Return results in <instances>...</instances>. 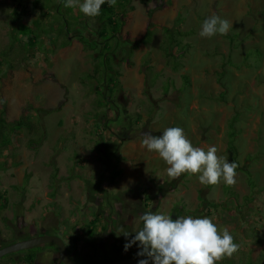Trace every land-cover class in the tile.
<instances>
[{
  "label": "rangeland",
  "instance_id": "374dc122",
  "mask_svg": "<svg viewBox=\"0 0 264 264\" xmlns=\"http://www.w3.org/2000/svg\"><path fill=\"white\" fill-rule=\"evenodd\" d=\"M126 1L131 8L121 33L108 42L121 88L105 90L112 102L94 107L102 99V81L98 73L90 80L83 72L92 71L101 45L89 47L97 40L96 17L71 10L75 23L66 45L68 36L63 39L57 24V30L38 34L21 61L15 46L2 51L11 1L0 0V94L7 100V119L26 114L31 128L29 135L23 127L15 131L3 149L0 191L8 203L0 210V238L10 242L30 232L54 234L68 244L73 261L89 263L135 255L138 244L127 251L124 245L142 228L140 217L146 212L173 219L190 215L208 217L219 230L227 228L239 245L238 252L217 264H264V0ZM212 14L232 27L227 35L201 38V24ZM160 24L173 32L169 50L176 55V70L163 59L166 33ZM181 43L189 47L176 54ZM168 127L182 128L193 146H216L217 155L236 162L235 186H204L188 174L170 179L158 154L141 146L145 134L159 136ZM231 129L234 156L227 144ZM112 147L118 160L104 162ZM115 162L121 173L101 194L95 184L109 188L107 175ZM96 206L112 223L101 232L100 217L99 231L86 240L84 224ZM52 246L43 244L34 264H60ZM24 255H3L0 264H26Z\"/></svg>",
  "mask_w": 264,
  "mask_h": 264
},
{
  "label": "clouds",
  "instance_id": "9594fccd",
  "mask_svg": "<svg viewBox=\"0 0 264 264\" xmlns=\"http://www.w3.org/2000/svg\"><path fill=\"white\" fill-rule=\"evenodd\" d=\"M115 7L117 0H66V8L78 9L89 18L101 14L102 5ZM232 24L212 14L204 19L199 35L212 38L227 35ZM141 146L155 152L168 166L167 176L178 179L182 174L196 175L204 186H217L223 182L232 187L237 183L236 162L217 155L218 148L195 147L180 127H168L162 135L145 134ZM142 228L124 245L127 251L138 244V264H217L231 258L239 251V245L227 228L219 230L208 217L181 216L173 219L163 213L146 212L140 217ZM125 237L129 234H124Z\"/></svg>",
  "mask_w": 264,
  "mask_h": 264
},
{
  "label": "trees",
  "instance_id": "16d2710c",
  "mask_svg": "<svg viewBox=\"0 0 264 264\" xmlns=\"http://www.w3.org/2000/svg\"><path fill=\"white\" fill-rule=\"evenodd\" d=\"M11 4L6 7L5 9V26H6V37H7V42L2 49V51L7 50V49H12L11 47L15 46V57L19 58L21 61L25 60L27 50L31 49L34 47V45L37 42L38 34L40 33H47L48 29H52L53 31L57 30L56 28H53L57 26V24L61 25L62 30V35L63 39L66 37V40L63 41L64 45H66V42L68 41L69 34L73 32V27L72 26V21L75 23L73 14H71V10H73L76 14L82 15L78 11V9H73V8H64V4L66 0H10ZM142 3H149L151 0H139ZM62 8V9H61ZM127 8H131V6L127 3L126 0H117V4L115 7H109L108 3L106 2L104 5H102L101 8V14L96 17V27L93 31V33L96 34V41L90 42L89 47H93L94 44L101 42V45L98 47V52L96 54L97 61L92 69L91 72H83L84 75L90 80H95L97 73L99 76L100 81H102V88L98 90H101L99 96L102 99H98L93 105L98 106V107H107L108 104H110V101L108 100V96L104 95V91H115L117 92L120 88V82H119V76L121 73H119L118 70L113 68V65L116 64L115 60V55L112 53V51L109 48L108 42L110 41L109 39L114 37H119V34L121 33L122 25L124 23L125 17L127 16ZM66 14H68V20H66L65 17ZM63 21V25L61 22ZM81 22V21H80ZM162 28H164V32L166 33L165 39L163 42V46H160L161 52L163 54V59L165 60L166 64H169L170 68L172 70H176L177 67L179 66L178 62L176 61V55L173 54L169 50V46L173 41L175 40L173 32H170V28L167 25L160 24ZM62 26H64L62 28ZM77 27V26H76ZM71 28V29H70ZM90 31V28H86ZM176 32L181 33V35H186L187 32H180L179 30H176ZM147 33V32H146ZM145 33V34H146ZM145 35H143L141 41ZM79 42L82 44L87 42V40L84 41V38H77ZM50 46H55L56 43L53 41H48ZM17 45V46H16ZM96 46V45H95ZM189 47L188 43H181V46L179 49V52L177 50L176 54H181L184 53ZM104 54V58L100 62V55ZM99 56V57H98ZM5 65L10 66L11 64L8 63V60L3 61ZM0 65H1V60H0ZM222 66V65H221ZM2 69H0V72ZM184 81H185V76H183ZM97 80V81H98ZM81 83H84L82 79H80ZM186 82V81H185ZM187 83V82H186ZM217 83H220L219 80L217 79ZM96 87V86H95ZM94 87V88H95ZM97 98V97H96ZM7 112H8V104L7 100L3 97L2 94H0V170L4 169L6 167V154L3 153V149L7 148V146L10 143V137L11 135L19 130L21 127L22 129L26 128L25 134L29 135L31 133V128L29 124L30 117L26 114L19 116L18 118L8 120L7 119ZM235 117H231L229 119V125H232L231 122H233ZM107 127V126H106ZM105 127V128H106ZM105 128H101V131L104 130ZM233 130L231 129L228 132V139H227V144L228 147L231 149L233 152L232 156L236 153V149L234 148V145H232V140H233V133H231ZM33 142V139L29 138L27 140V146L31 147V144ZM107 154V153H105ZM102 158L104 162H108L110 158L114 157V160L117 161L119 157H117V148L112 147V150L107 156ZM116 158V159H115ZM18 162L12 161L10 162V165H15ZM117 162L112 164L110 166L108 175H107V182L109 188H106L104 186H100L98 184H95V189H98V191L101 194H107L109 191L110 187L114 184L116 178L119 176L121 173V169L117 167L116 165ZM55 170L56 168L53 167L52 169V174L51 176L54 177L55 175ZM226 187V186H225ZM142 192V191H141ZM144 196V200H147L148 196L142 192ZM53 196V194H50ZM8 201L5 195L4 191H0V210L6 207ZM105 204V202H104ZM102 203L100 202V207ZM97 208V206H96ZM92 218L87 220L84 224V234L86 235V240L90 239L94 233L97 231V226L96 222L99 221V218L103 220V224L100 225V231L104 232L109 226V223L111 222V217H103L102 212L98 210L93 209L91 212ZM110 230V228L108 229ZM47 234V233H46ZM28 235H21L16 238H12L10 242H4L0 238V246H3L5 244L14 242L16 240H21L24 238H27ZM63 240V239H62ZM76 241V239H74ZM50 245H53L51 243H48ZM46 245V243L44 244ZM43 244L41 245L40 248L33 249L32 247L24 250H19L20 252L25 253L23 256V260L26 264H34L36 260V252L38 249H41ZM67 251H69L68 244L65 243ZM54 249H56L55 245L52 246ZM106 251L113 250V248H105ZM140 251L139 247L137 248V252ZM18 252V251H17ZM136 252V255H137ZM70 253V251H69ZM10 254V253H9ZM7 254V255H9ZM106 256V254H103ZM134 255V256H136ZM140 259H145V257L138 256ZM62 264V263H60ZM251 264V263H249Z\"/></svg>",
  "mask_w": 264,
  "mask_h": 264
},
{
  "label": "water",
  "instance_id": "95a60500",
  "mask_svg": "<svg viewBox=\"0 0 264 264\" xmlns=\"http://www.w3.org/2000/svg\"><path fill=\"white\" fill-rule=\"evenodd\" d=\"M45 243H51L55 245L58 260L62 264H138V261L140 260V258L136 256L102 259L89 263L75 262L70 258L64 241L59 236L54 234H39L0 246V257L12 252L28 249L30 247Z\"/></svg>",
  "mask_w": 264,
  "mask_h": 264
},
{
  "label": "flooded vegetation",
  "instance_id": "af4514ba",
  "mask_svg": "<svg viewBox=\"0 0 264 264\" xmlns=\"http://www.w3.org/2000/svg\"><path fill=\"white\" fill-rule=\"evenodd\" d=\"M39 234H43V233H29V235L27 236V237H31V236H35V235H39ZM136 255V254H135ZM137 256V255H136ZM136 256H134V255H129V256H126V257H136ZM138 257V256H137Z\"/></svg>",
  "mask_w": 264,
  "mask_h": 264
}]
</instances>
